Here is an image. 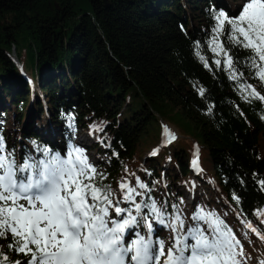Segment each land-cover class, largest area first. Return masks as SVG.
I'll use <instances>...</instances> for the list:
<instances>
[{
	"label": "trees",
	"instance_id": "16d2710c",
	"mask_svg": "<svg viewBox=\"0 0 264 264\" xmlns=\"http://www.w3.org/2000/svg\"><path fill=\"white\" fill-rule=\"evenodd\" d=\"M244 2L0 0V135L7 148L17 159L41 158L37 148L63 155L75 146V134L87 131L97 136L87 150L98 154L95 166L117 195L118 183L134 173L169 214L181 200L185 217L196 207L213 211L243 243L247 264H258L264 241L245 224L264 235L258 215L264 190L257 183L264 179V103L245 101L237 85L247 81L261 94L264 85L245 66L244 51L237 68L245 75L233 81L224 57L206 47L210 9L236 16ZM21 49H28L27 67ZM179 124L185 138L168 146L165 126ZM153 224V238L167 241L169 230ZM6 244L0 239V251L23 259Z\"/></svg>",
	"mask_w": 264,
	"mask_h": 264
},
{
	"label": "snow or ice",
	"instance_id": "6c2138e0",
	"mask_svg": "<svg viewBox=\"0 0 264 264\" xmlns=\"http://www.w3.org/2000/svg\"><path fill=\"white\" fill-rule=\"evenodd\" d=\"M210 20L206 47L224 57L229 78L239 81L244 77L237 68L239 53L244 51L245 66L264 85V0H245L239 14L231 17L210 9ZM200 44L196 42L197 49ZM195 55L209 67L199 50ZM214 64L220 68L221 59ZM237 87L245 101L264 103V94L247 81ZM204 94L201 88L199 95ZM36 150L41 158L25 155L17 159L0 135V239L7 241L9 251L23 257L12 261L0 251V264H247L243 243L213 211L196 207L185 217L181 200L170 206L169 214V205L152 198V189L134 173V183L127 177L118 183L117 195L116 189L103 183L106 174L80 147L70 146L66 155L48 148ZM192 164L197 167L198 159ZM257 183L264 190V179ZM137 197L146 198L137 202ZM232 199L239 203L235 193ZM153 221L169 230L167 241L153 238ZM245 227L264 241L251 222ZM129 232H134V238H126Z\"/></svg>",
	"mask_w": 264,
	"mask_h": 264
},
{
	"label": "rangeland",
	"instance_id": "374dc122",
	"mask_svg": "<svg viewBox=\"0 0 264 264\" xmlns=\"http://www.w3.org/2000/svg\"><path fill=\"white\" fill-rule=\"evenodd\" d=\"M242 1L243 0H239V3H242ZM20 54H21V60H22L23 65L25 67H27L28 63H29V52H28V49H21L20 50ZM178 126H179L178 128H175L172 125H166L165 126V133L163 135V139H164V141L165 140L166 141H170V142H166L168 146H170L171 145L170 143L174 140V139H171V136H174L175 139L177 138V140L179 138H181V139L185 138L184 136H181L180 132H179V131L182 130L181 125L179 124ZM166 129H167V131H166ZM169 134H171V135H169ZM168 135L170 137H168V139H167ZM74 138H75V142H76L74 147L82 148L85 151L86 155L88 156L89 160L93 164L97 165L99 163V160H100V158L98 157V154L96 152H94L93 150L92 151H88L87 150L88 149L87 147H91L93 142H95L97 140V136H91L90 134L87 133V131L79 130L75 134ZM187 139L191 140V138H187ZM162 145L163 144H160L158 146V148H160ZM195 145H196V147H198L197 143H195ZM66 154H67V152L65 154H63V155H66ZM147 154H149V153H147ZM147 154H146L145 158L148 156ZM135 176H136V174H135ZM135 176H131L128 180L133 183V180L135 179ZM184 191H186V190H184ZM118 193H119V190H118ZM186 197H187L188 203H193V194H192V192H190V191L188 192L187 191L186 192ZM126 238L127 239L128 238L129 239L134 238V232L127 233Z\"/></svg>",
	"mask_w": 264,
	"mask_h": 264
},
{
	"label": "bare ground",
	"instance_id": "6f19581e",
	"mask_svg": "<svg viewBox=\"0 0 264 264\" xmlns=\"http://www.w3.org/2000/svg\"><path fill=\"white\" fill-rule=\"evenodd\" d=\"M169 136V135H168ZM170 137V136H169Z\"/></svg>",
	"mask_w": 264,
	"mask_h": 264
}]
</instances>
